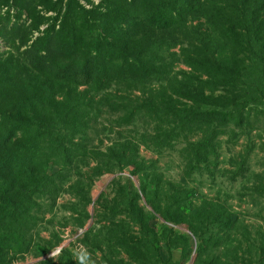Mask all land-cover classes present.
Returning <instances> with one entry per match:
<instances>
[{
	"label": "rangeland",
	"instance_id": "obj_1",
	"mask_svg": "<svg viewBox=\"0 0 264 264\" xmlns=\"http://www.w3.org/2000/svg\"><path fill=\"white\" fill-rule=\"evenodd\" d=\"M189 1L193 14L182 23L157 27L142 0H0V119L11 107L22 117L37 109L44 122L64 117L62 136L80 147L62 170L28 154L35 172L58 176L47 193H35L36 206L17 232H0L2 248L6 239L15 245L0 264H157L156 256L174 264H264V87L237 101L221 88L204 92L207 78L184 61L202 55L222 67L232 62L221 56L226 46L217 36L202 51L208 21ZM249 1L255 7L264 0ZM69 7L93 11L98 35L127 45L132 60L150 63L155 75L113 81L99 92L78 86L72 72L85 53L63 44ZM257 40L261 45L264 33ZM235 54L243 67L257 63ZM26 98L35 100L24 108ZM241 102L246 122L214 142L217 157H197L191 145L220 127L205 113ZM78 104L81 111L72 112ZM191 163L199 169L188 176ZM169 212L180 223L167 222Z\"/></svg>",
	"mask_w": 264,
	"mask_h": 264
},
{
	"label": "trees",
	"instance_id": "obj_2",
	"mask_svg": "<svg viewBox=\"0 0 264 264\" xmlns=\"http://www.w3.org/2000/svg\"><path fill=\"white\" fill-rule=\"evenodd\" d=\"M129 1L133 4L136 0ZM142 1L145 10L147 7H152L153 17L149 22L157 27L182 23L189 14H193L192 9L190 11L187 9L188 2L184 4V1L189 0ZM192 1L197 2L196 6L202 10V16L209 25V28L204 29L200 37L199 44L203 46L202 51L207 50L209 46L204 44L207 38L211 35L217 36L216 39L223 40L226 46L223 50L221 49V56L228 57L232 64L222 67L218 63L203 59L202 55H199L195 62L185 60L184 63L200 79L207 78L204 81L205 93L213 91L215 88H221L222 92L236 101L241 100L239 96H248L247 99H252L254 93H249L247 89L254 86L264 87V42L260 45L257 40L264 33V1L255 7L249 0H225L220 4L210 3L206 0H190L189 2ZM70 11L69 7V15L63 20V23L67 24V27L63 26V29L67 28L68 30L63 44L67 39L66 42L70 49L78 46L80 51L85 53V64L80 68L75 67L72 72L78 86L90 85L95 92H99L108 90L109 84L113 81L120 83L155 75V68L150 63H142L139 59L132 60L127 45L119 46L116 41L98 35L99 29L94 28L96 17L92 14L93 11H85L83 8L82 10L73 9L71 12L77 13L74 16L70 15ZM104 16L106 15L104 14ZM138 25L139 23L135 27ZM79 36L82 39L79 44H76V39ZM88 37H92L90 41H87ZM91 45L94 53L88 52ZM237 49H240V52L235 54ZM234 54L248 57L246 60L251 62L255 60L257 63L244 64L245 67H243L241 62L246 63L245 60L239 61ZM252 54H254V58H252ZM39 57L41 56L37 52V62H39ZM234 62H240V64ZM253 64H255L254 67H252ZM256 68H258V74ZM255 74H257L255 79L247 83V80L249 82L251 76ZM218 80H222L223 83L216 84ZM206 88H210V90H206ZM34 100L26 98L22 102L23 107L26 108V105ZM226 106L227 108L224 107L222 110H211L205 113L206 116L217 120L220 127L203 141L191 145L197 157H202L204 160H208L209 157H217L214 142L220 135L226 134L227 128L240 127L246 122L247 118L241 111L245 106L242 102L240 105L236 103L229 105L231 107ZM11 108L0 119V232L6 236L11 231L17 232L16 224L22 218L25 220V217L29 216V211L36 206L35 193H47L55 183L51 179L58 176L56 173L53 176L48 175L47 168L44 171L35 172L31 163H27L28 154L40 158L44 167L53 163L62 170L66 169L74 152L80 151V147L73 142V139L63 137L61 134L62 131L58 125L64 122V117L55 120L52 116L53 120L49 119L44 122V115L37 112V109L35 111L31 109L30 111H34L33 113L27 112L26 116L22 117L16 113L20 110L16 109L18 107ZM80 108L78 104L72 112H80ZM137 113H139V109L133 110L124 123L130 125ZM77 125L82 124H75V126ZM86 128V124L79 127L82 131H85ZM12 131L18 136L9 138L8 134ZM195 167L196 165L190 164L188 176L199 169V167L197 169ZM165 219L170 223H178L180 215L177 217L173 212H169ZM138 223L142 224L140 219ZM6 242L8 245H5V248L0 246V256L5 253V250L15 249L12 240L6 239ZM186 256L187 254L183 255V263L186 262ZM156 260L157 264H174L171 256L166 261L162 257L156 256Z\"/></svg>",
	"mask_w": 264,
	"mask_h": 264
}]
</instances>
